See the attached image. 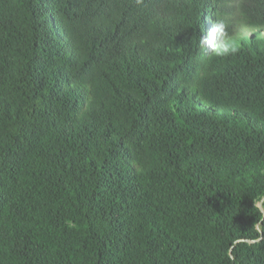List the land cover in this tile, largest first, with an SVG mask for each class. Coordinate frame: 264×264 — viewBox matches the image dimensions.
<instances>
[{"label": "trees", "instance_id": "obj_1", "mask_svg": "<svg viewBox=\"0 0 264 264\" xmlns=\"http://www.w3.org/2000/svg\"><path fill=\"white\" fill-rule=\"evenodd\" d=\"M0 264H264V0H0Z\"/></svg>", "mask_w": 264, "mask_h": 264}, {"label": "clouds", "instance_id": "obj_2", "mask_svg": "<svg viewBox=\"0 0 264 264\" xmlns=\"http://www.w3.org/2000/svg\"><path fill=\"white\" fill-rule=\"evenodd\" d=\"M230 50H231L232 52H235V51H236L235 47H231ZM221 51H222L223 53H227V52L229 51V46L226 45V44H222V45H221Z\"/></svg>", "mask_w": 264, "mask_h": 264}]
</instances>
